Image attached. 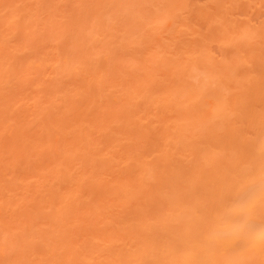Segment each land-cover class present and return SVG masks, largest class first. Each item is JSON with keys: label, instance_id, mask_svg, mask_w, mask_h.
I'll list each match as a JSON object with an SVG mask.
<instances>
[{"label": "bare ground", "instance_id": "bare-ground-1", "mask_svg": "<svg viewBox=\"0 0 264 264\" xmlns=\"http://www.w3.org/2000/svg\"><path fill=\"white\" fill-rule=\"evenodd\" d=\"M14 1L0 26L64 43L51 81L73 83L40 139L13 133L34 189L65 187L32 220L0 198V264H264V20L234 16L264 0H37L29 19Z\"/></svg>", "mask_w": 264, "mask_h": 264}, {"label": "rangeland", "instance_id": "rangeland-1", "mask_svg": "<svg viewBox=\"0 0 264 264\" xmlns=\"http://www.w3.org/2000/svg\"><path fill=\"white\" fill-rule=\"evenodd\" d=\"M25 1L26 6L25 10L21 12V17L22 19H29L31 13L36 12L35 6L37 0ZM195 1H197V3ZM201 1L205 0H193L197 5H201ZM193 2H191V4ZM251 9L248 15L247 11L243 13L242 7H239L234 11V16L236 19H238L237 16L239 15L240 19L241 17L250 18L251 16L250 20H253L254 23L264 20V7L261 9ZM4 14L5 12L0 10V15ZM36 35H38V33ZM65 35L69 37L67 33H65ZM2 36L7 38L9 44L7 43V46H5L2 41L0 42V70L1 67H6V71L0 75V131L4 129V125L7 123H11L13 127L0 133V198L6 199L10 202L9 204H12L15 199H19L26 203L22 211H31L30 215L32 220L37 216L35 212L36 202L49 195V192L46 190L50 186L55 187L56 185L65 187V181H62L63 178L56 179L54 176H47L41 180L38 189H34V185H36V176H34L33 173L34 162L27 165L21 155L14 158L12 154L13 133L22 134V136L25 135L34 140L40 139L42 132L41 128L36 124L37 118L43 119V117L48 114L63 113L67 99V97L64 96V91L65 89L71 91L73 80L70 79L71 73L69 72V74L63 76H57V82L52 83L51 81V78L56 76L57 73V71L54 70L59 60V56L56 54L57 48L61 49L64 43H53L45 41L44 39L41 40L39 36L35 35L32 37L33 39L31 38L30 41H27L24 28L10 33L7 28L0 26V37ZM71 39H75L76 42L78 41V37H72ZM4 42L6 43V41ZM41 44L42 46H40ZM71 50H65L63 52L67 59L74 53V51ZM125 52L133 53L134 50L132 48H127ZM75 54L76 53L73 55ZM33 55H35L40 62V67L35 68L34 72L28 70L26 66L27 60ZM20 73H24L30 81L24 83L25 81L22 80L20 83V79H17V75ZM57 88H59L60 92H57ZM40 104H44L48 107L42 113L37 111V106ZM78 113L79 111L75 112L77 118L74 121L72 120L73 123L78 122ZM89 113L93 116L96 115V107L94 105L89 107ZM60 114L58 118H62ZM65 118L66 117L62 118L63 120H61L60 123L66 122ZM47 139L51 145H55L58 141L57 135ZM100 148L99 146L98 149ZM36 153L37 157H47L52 154L53 151L50 148H46ZM17 178H22L20 184H16L15 179ZM41 231L40 229L39 234ZM30 246L36 250L38 243H31ZM3 261L5 260L0 259V263Z\"/></svg>", "mask_w": 264, "mask_h": 264}]
</instances>
